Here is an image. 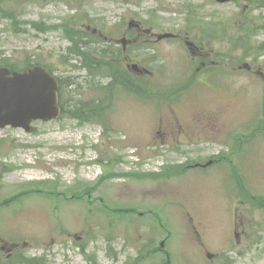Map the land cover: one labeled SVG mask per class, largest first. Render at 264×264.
Returning <instances> with one entry per match:
<instances>
[{
    "label": "rangeland",
    "instance_id": "1",
    "mask_svg": "<svg viewBox=\"0 0 264 264\" xmlns=\"http://www.w3.org/2000/svg\"><path fill=\"white\" fill-rule=\"evenodd\" d=\"M262 2L0 0V65L29 56L73 84L66 115L0 129V264H264V208L231 176L264 197ZM64 26L90 54L70 51ZM112 72L166 95L109 92ZM97 100L101 117L73 116Z\"/></svg>",
    "mask_w": 264,
    "mask_h": 264
},
{
    "label": "water",
    "instance_id": "2",
    "mask_svg": "<svg viewBox=\"0 0 264 264\" xmlns=\"http://www.w3.org/2000/svg\"><path fill=\"white\" fill-rule=\"evenodd\" d=\"M226 3L229 0H215ZM58 82L42 68L12 74L0 69V128L12 126L31 131L30 122L50 121L60 115Z\"/></svg>",
    "mask_w": 264,
    "mask_h": 264
},
{
    "label": "trees",
    "instance_id": "3",
    "mask_svg": "<svg viewBox=\"0 0 264 264\" xmlns=\"http://www.w3.org/2000/svg\"><path fill=\"white\" fill-rule=\"evenodd\" d=\"M65 32H66V34H64V35L69 41H71V44L74 47V50H73L74 52H76L77 54L82 55V56H87L88 54H90V52L83 50L82 47L80 46V44L83 42V39H82L83 35H85V34H83L80 31H74L71 28H66ZM102 52H103V54L105 53V51H102ZM99 56H102V55L99 54ZM119 80H120L119 82H121L123 85H125V81H124L125 79L124 78L119 79ZM65 85H68V84L66 82L60 80L59 97H60L63 113L66 112L65 111V103L62 100L63 95H64V91H65ZM96 107L98 108L99 106H97V104H95L94 109ZM72 114L74 117L78 118L79 120H83L84 117H87V119H91V116H90L91 112H89V113L86 112L84 109V104H81V103H79L78 105L75 106V112H73Z\"/></svg>",
    "mask_w": 264,
    "mask_h": 264
},
{
    "label": "flooded vegetation",
    "instance_id": "4",
    "mask_svg": "<svg viewBox=\"0 0 264 264\" xmlns=\"http://www.w3.org/2000/svg\"><path fill=\"white\" fill-rule=\"evenodd\" d=\"M199 167H201V166H199ZM247 190L249 191V196H250V198H253V195H252V189L248 187Z\"/></svg>",
    "mask_w": 264,
    "mask_h": 264
}]
</instances>
